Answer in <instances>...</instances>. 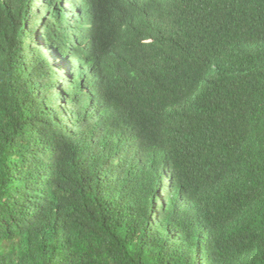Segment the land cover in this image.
Wrapping results in <instances>:
<instances>
[{"label":"trees","instance_id":"obj_1","mask_svg":"<svg viewBox=\"0 0 264 264\" xmlns=\"http://www.w3.org/2000/svg\"><path fill=\"white\" fill-rule=\"evenodd\" d=\"M0 264H264V0H0Z\"/></svg>","mask_w":264,"mask_h":264}]
</instances>
